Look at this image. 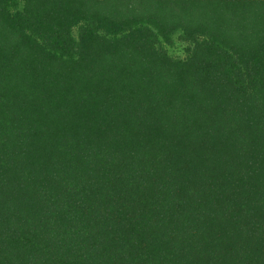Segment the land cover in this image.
I'll return each mask as SVG.
<instances>
[{
    "label": "trees",
    "instance_id": "16d2710c",
    "mask_svg": "<svg viewBox=\"0 0 264 264\" xmlns=\"http://www.w3.org/2000/svg\"><path fill=\"white\" fill-rule=\"evenodd\" d=\"M0 264H264V0H0Z\"/></svg>",
    "mask_w": 264,
    "mask_h": 264
},
{
    "label": "rangeland",
    "instance_id": "374dc122",
    "mask_svg": "<svg viewBox=\"0 0 264 264\" xmlns=\"http://www.w3.org/2000/svg\"><path fill=\"white\" fill-rule=\"evenodd\" d=\"M186 47V43L182 42L175 35L173 38V44L167 46L168 53L175 58H183L185 56L184 48Z\"/></svg>",
    "mask_w": 264,
    "mask_h": 264
}]
</instances>
